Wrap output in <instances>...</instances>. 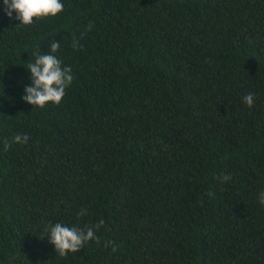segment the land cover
Masks as SVG:
<instances>
[{
	"label": "trees",
	"instance_id": "obj_1",
	"mask_svg": "<svg viewBox=\"0 0 264 264\" xmlns=\"http://www.w3.org/2000/svg\"><path fill=\"white\" fill-rule=\"evenodd\" d=\"M61 2L23 26L0 0V264H264V0ZM54 40L74 80L34 108ZM101 219L78 253L47 239Z\"/></svg>",
	"mask_w": 264,
	"mask_h": 264
},
{
	"label": "clouds",
	"instance_id": "obj_2",
	"mask_svg": "<svg viewBox=\"0 0 264 264\" xmlns=\"http://www.w3.org/2000/svg\"><path fill=\"white\" fill-rule=\"evenodd\" d=\"M6 14L11 19L15 13V19L22 22L23 26L33 25L36 20L56 17L64 11V4L61 0H4ZM89 25L88 31L91 30ZM84 38V33L79 37L73 36V49L81 50L83 45L80 40ZM60 49L58 41H52L50 45V54H40L39 51L34 52L35 61L28 63L27 70L31 74V85L25 88V93L22 99L32 105L34 108H45L49 104L59 105L66 90L71 86L74 80L72 69L64 66L62 61L56 55ZM244 103L249 107L254 105V94H246ZM29 137L27 135H16L12 143L27 144ZM12 144L9 141H4V150L8 151ZM227 183L231 180V176L224 174L222 177H217ZM211 197L213 193H208ZM260 203L264 204V192L260 194ZM80 216L87 214L85 209L80 210ZM104 226V221L101 219L95 225H87L84 228L77 226H66L62 223H55L46 227L48 232V240L54 246L56 253L61 256H67L69 253H78L86 244L95 241L98 245L100 239L97 232ZM112 244V242H108ZM113 252L118 249L113 246Z\"/></svg>",
	"mask_w": 264,
	"mask_h": 264
}]
</instances>
